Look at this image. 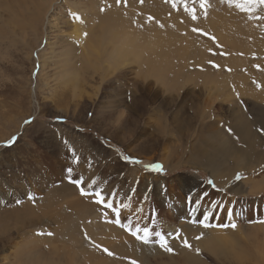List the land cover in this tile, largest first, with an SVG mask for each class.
I'll use <instances>...</instances> for the list:
<instances>
[{
	"label": "rangeland",
	"instance_id": "obj_1",
	"mask_svg": "<svg viewBox=\"0 0 264 264\" xmlns=\"http://www.w3.org/2000/svg\"><path fill=\"white\" fill-rule=\"evenodd\" d=\"M59 1L47 18L43 16L37 29L31 31L27 28L25 32L24 28L19 29L13 24L5 26L10 15L7 8L0 7V264H14L26 258L24 252L27 251L20 255L18 248L30 237H52V230L63 224L61 218L56 220L54 217L52 223L44 222L33 227L28 222L31 212L35 213L33 215L45 211L69 216L72 212L66 200L80 196L94 206L90 210L97 211L98 221L105 227L102 230L112 227L123 233L111 234L109 239L106 235L85 236L90 256L99 254L100 258L116 257L119 260V247H131L133 241L149 248L146 257L149 264H184L185 261L179 259L183 254L181 250L192 254L191 258L186 255L190 264H263L264 230L259 231L264 229V223L260 222L264 221V186L253 189L245 181L256 184L264 179V6L254 8L249 0H203L204 7H201V0H155L166 7L168 5L167 43L163 44L173 53L167 58L175 67L170 79L178 76L182 84L178 93H172L174 95L158 97L155 93H142L134 99L129 98L127 91L132 89L139 94L136 86L141 84L138 81V85L131 86L136 73L129 72L130 62L117 66L124 71L121 76L124 79L114 77L120 71L113 74L117 69L112 68L116 61L108 57L102 61L105 69L102 75L81 74L97 58L88 54L92 59L86 62L80 46L74 44L69 35L73 22L77 20L75 14L81 16V12L71 7L72 1ZM143 3V0H137V6ZM118 5L123 12L133 10L128 1L120 0ZM70 10L75 11V16ZM57 11L60 14H55ZM193 11L197 17L195 20L191 18ZM57 17L61 18L59 22ZM134 17L138 24L141 18L148 23L147 14L143 16L137 12ZM155 20L153 18L151 22ZM222 21L229 26L226 28ZM138 24L131 29L144 31L137 27ZM85 25L84 22L82 26L85 28ZM45 33L50 34L52 44L47 46L45 39L40 46ZM218 35H223L226 41ZM143 40L140 33L138 41L143 43ZM235 40L241 43L250 40L256 50L231 51V42ZM139 42L134 49L135 55ZM69 45L72 47L68 52ZM38 47L43 50L35 52ZM132 50L133 54L129 51L130 58L134 55ZM146 53L142 54L145 58L151 55ZM239 59L244 63L241 68L233 63ZM139 64L131 66L137 70ZM207 74L216 82L215 87L220 85L223 88L220 93L209 89ZM244 74L249 78L245 79ZM200 75H204L203 78L198 77ZM125 77L130 80L123 84ZM239 78L244 84H239ZM121 89H126V94ZM117 97L124 100V107L117 105ZM166 98L168 102L164 103ZM246 124L255 134L250 135V139L258 142L255 149L259 152H255L258 158L246 162L243 159L244 167L239 168L235 166L240 161H236L239 155L219 158L221 162L216 161L218 166L211 169L207 162L210 156L216 157V144H221V140L232 139L230 148L225 144L230 153L231 150L248 149L233 129L236 126L242 129ZM137 160L139 163L132 162ZM157 164L162 166V171L151 168ZM69 168L73 170L70 176ZM70 180L84 183L77 187ZM80 188H84L86 195H81ZM63 191L69 194L66 200L58 202L56 197L48 200L50 194L61 195ZM97 192L113 208L97 203L101 199L95 195ZM196 200H199L198 206ZM113 209L119 210V216ZM229 209L233 211L231 220L227 218ZM202 213L208 215L205 222L209 227L199 222L204 220ZM86 220L92 221L90 218ZM225 223H235L237 227H220ZM180 225L188 226L190 232L183 235ZM145 229L152 234L147 244L143 243ZM211 230L229 234L238 244L235 256L228 251H225L227 254L221 253L222 248V251H212L206 247L204 242L210 243V238L213 239L209 236ZM155 233L165 236L173 252L159 246V237ZM173 235H182V238L173 240ZM185 239L191 248L183 246ZM59 243L65 244L66 240L58 239L56 244L60 246ZM44 246L42 256L49 255V248ZM72 247L74 253L81 248ZM138 250L143 252L140 248ZM237 257L241 259L238 261ZM77 258L73 264L82 263L85 256L81 254ZM64 262L62 260L59 264ZM127 262L132 264L131 259Z\"/></svg>",
	"mask_w": 264,
	"mask_h": 264
},
{
	"label": "bare ground",
	"instance_id": "obj_2",
	"mask_svg": "<svg viewBox=\"0 0 264 264\" xmlns=\"http://www.w3.org/2000/svg\"><path fill=\"white\" fill-rule=\"evenodd\" d=\"M62 1H64V0H62ZM127 1H128V4L130 5V7L133 8V10H130L128 12L127 11L123 12L120 5H118V3H117V0H70L71 7L75 8L76 10L81 12V16H78L77 14H75V11L74 12H72L71 10L69 11L71 14L72 13H73V15L75 14L76 17H78V18L80 17L75 22H73L72 31L70 30L71 32L69 35L73 39L72 40L73 43L76 45L78 44L80 46L81 52L84 54V59L86 60V62L90 61L92 59L91 56H89L90 58H88V54H90V55L93 54V56L94 57L96 56V58H97V61L95 63H92L89 68L85 67L86 65H85V63H83L85 69L84 70L81 69L82 70L81 74L94 73L95 75H100V74L102 75L103 72L105 73V71H104L105 69L103 70V68H102L103 67L102 61L108 57L110 60H114L113 62L116 61V63L113 64V67H112L114 70L117 68V66L122 67L124 65V63L130 62L129 67H128L129 72L133 71L134 73H136V78H132L133 82L130 81V82H132L130 84H131V86L132 85H138V81H140L139 84H141V85H139V87L136 86V88H138V90H139V94H135L132 91V89L131 90L128 89V91L126 89H121V91L124 90V92H123L124 94H126V91L128 92L129 98L136 99V97L137 96L139 97L142 93H145V94L155 93L158 97H164L170 93H171V95H174L172 93H176L177 90L179 91V89L181 88L182 81H181V79L177 78L178 76L170 79L169 75L172 72H174L173 70L175 69V67H174V65H171L168 62L170 59L168 60L167 58L169 57V55L171 56L173 53L171 52L170 48L169 49L167 48V45L163 44L165 42V32H166V28H167V24H168L167 23L168 22V19H167V15H168L167 7H168V5L166 4L167 5V7H166L161 2L155 1V0H143L144 3L141 6H137V0H124V3H126ZM0 2L2 3V6H0V7L1 8H7L6 12L10 15L9 16L10 18L7 20V21H9L10 25H9V23L4 22L5 26L8 25L11 27V24H13L15 27H18L19 29L24 28V30H23L24 32H25V30H27V28H31V31H32V29L33 30L37 29L38 26H40L41 22L44 19L43 16H45L47 18V16L51 14L52 10L54 11L55 6L59 5L58 3H60L59 0H42V1H40V0H1ZM137 12H141L143 14V16H145L147 14V16H148V19H147L148 23L147 24H145L144 18H141V20L138 24V22L136 21V19L134 17ZM55 14L58 15L60 13L57 11ZM153 18L156 19L155 22H151V20ZM222 19H224V18H222ZM56 20L59 22V20H61V18L57 17ZM50 22H52V21H50ZM84 22L86 24L85 28L83 27L84 25L82 26V24H84ZM218 23L219 22H217V24ZM137 24H138L137 27L143 28L144 31L138 32V31H133V29H131V28H134V26H136ZM222 24H223V21H222ZM223 25L225 26V24H223ZM223 25H222V27H223ZM228 26H229V24H228ZM244 27H245V25H244ZM231 28L233 30V27H230V29ZM251 32H252V30H251ZM0 33H1V31H0ZM140 33H141V35H143V38H144L143 43H140L138 41V35H140ZM85 34L87 35L86 39H85ZM174 34H175V32H174ZM180 36H182V35H180ZM218 36L222 41H224V42L226 41V39L223 35L222 36L218 35ZM49 37H50L49 33H47V35H46V33L43 34L41 39H40L39 45L43 44L45 39L47 41V42H45L47 46L49 44H52L50 42ZM173 37L171 38L172 41H174V39H175V38L173 39ZM154 38H155V40H154ZM239 39H242V38L240 37ZM169 40H170V38H169ZM190 40H192V39H190ZM138 42L140 43V45L138 46L137 54L135 55L134 49L137 47L136 45ZM176 42H178V41H176ZM241 42H239L238 40L232 41L231 42V45H232L231 51H237V52L243 53L244 51L252 52V51H250L252 49H253V51L256 50V47L252 43H250L251 42L250 40L245 41L248 43H241ZM165 43H167V42H165ZM82 44H84L86 46V50L84 49ZM40 46H42V45H40ZM66 47H64V48H66ZM71 47H72V45L67 48L68 52L71 51V49H70ZM106 47H108V49ZM39 48L40 47H38V49H36L35 52L36 51L41 52L43 50V49H41L42 47L40 49ZM131 49H133L132 52H134V55H132V57L130 58L129 51ZM142 49H143V52H142ZM146 52H149L151 55L148 57L146 56V58H145V55L142 56V54H145ZM48 53H49V51H48ZM130 53H131V51H130ZM131 54H133V53H131ZM43 56H44V54H43ZM128 59H130V60L128 61ZM141 60H144V61L139 64V62ZM135 63L139 64V67L137 70H135L134 67H132ZM201 63H203V62H201ZM233 63H234V65H236L237 67H240V68L244 64L243 59H239L238 61L233 60ZM44 66L45 65H43L41 67H44ZM121 67L119 69L117 68L116 71H113V74L115 72L120 71ZM90 68L92 71L89 70ZM72 69H74V68H72ZM124 69H122V70H124ZM180 70H182V69H180ZM111 71H112V69H111ZM107 72L108 71H106V73ZM124 74H125L124 71L123 72L120 71L114 77L120 79V78H122L121 76ZM204 74L206 75V73H204ZM208 75L209 74H207V78H208ZM203 76L200 75L198 77L203 78ZM244 77H245V79L249 78V77L246 78L245 74H244ZM215 78H216V76H215ZM104 79H106V78H104ZM122 79H124V78H122ZM208 79H210L207 82V85H209V89L211 91L212 90L215 91V89H216V91H218V93H220V91H222L220 89H223V88L220 87V85H216L217 87H215L216 82L213 81L212 77H210ZM128 80H130V79L125 77V81H123V84H126V82ZM188 82H189V80H188ZM196 83H198V82H196ZM185 84H188V83H185ZM194 84H195V82H194ZM200 84H203V83H200ZM239 84H244V80L242 78H239ZM207 85L205 84L204 86H206V88H207L208 87ZM195 87H197V84H195ZM240 87H242V86H240ZM203 90L204 89H202L201 92H203ZM227 90H228V88H227ZM211 91H209V92L211 93ZM223 91H225V90H223ZM117 98H118L117 99V101H118L117 105L120 107H124L125 106L124 100H121L119 97H117ZM163 100H164L163 101L164 103L168 102L167 98L163 99ZM171 102H172V99H171ZM263 111H264V109H263ZM260 116H262V115H260ZM233 129L235 130V132H237V134L240 136L241 142H243V144L246 145V147H248V149L247 150H241V151H233V152L231 150V153H230V151L226 148L225 144L226 145L228 144V147L230 148L233 144L231 142L232 139H230V140L228 139L227 141H224V142L221 140V144L219 142V144L218 143L216 144L217 146L215 145L217 147L216 157H218V159H216V157H214V156H210L211 159L207 162L208 166L211 169L213 168L215 170L216 166H218L219 163L217 164L216 161L221 162V160H223V159H227V158L229 159V158H232V157L238 156V155H239L238 160L236 159V161L237 162L239 160L240 161H239V163H237L235 165L238 168L244 167L242 164L243 159L246 162L248 160L253 159L254 157L258 158V155H256V153H259V152H256V150H255L258 142L254 141V140L252 141L250 139L251 138L250 135H253L254 132L249 128V126L246 124L244 127H242V129H240L237 126L235 128L233 127ZM240 132L242 133V136L240 135ZM211 145H213V143ZM258 146H260V144ZM219 158H221V160H219ZM235 158H237V157H235ZM207 159H209V158H207ZM167 160H168V158H167ZM218 172H220V171H218ZM216 174H215V176H218ZM245 183L250 185L249 187H252L253 189L259 188L261 186H264V179L259 180V182L258 183L256 182V184H254L255 182H253V181L251 182L249 180L245 181ZM64 187L65 186H63V188ZM67 188H69V187H67ZM59 190H61V188ZM262 190H264V188ZM72 191H73V187H72ZM249 191L251 192L252 189L248 190V193H249ZM254 193H255V191H254ZM71 194H72V192H71ZM250 194L253 195V193H250ZM67 195H69V194L66 193V191H63L61 195L58 193H53V194H50L48 200H51V197H56L55 200H57L58 202H62L63 200H66ZM65 203L68 206L69 210L72 212L71 215L68 214L69 216H67V215H64V217L62 215L57 216V212L54 214H51L50 212H45V211H43L42 213H39L38 215H33L35 213L31 212L32 215H30V217L28 218V222L33 227H36L37 225L41 226L44 222L52 223V222H54L53 221L54 217L56 220L57 219L59 220L61 218L60 221L63 224H61V228L55 227L52 230V237H50V238H48V237L47 238L30 237L27 240V242L21 246V248H18V250L20 249V252H18V254L22 255L23 251L25 250L27 252H24V253L27 254V257L24 259H20V257H19L20 260H18V257H17L18 261L14 260V261H16L14 264H57V263L59 264L60 261H62V260H64L65 262L61 263V264H73L72 261L74 259L75 260L78 259L77 257L80 256L81 254H83L85 256V258L83 259L82 263H80V264H128L127 261L130 259H131V262L136 261V262H139L140 264H149L150 263L148 261V258H146L147 254L150 252L149 248L145 247L141 244H138L136 242H133V241H132L131 247H128V245H126V246L121 245L122 247L118 246L119 248H121L120 250L118 249L119 252L121 253V255H119V257H118V258H120L119 259L120 261L116 260V257H114L115 259H111V258L105 259L104 258L105 256L103 258H100V257H98L99 254L94 255V256H90V252H88L89 250H87V248L85 246V236L87 237V235L88 236L91 235V236L97 238L99 235H106L107 238L109 239L111 234H117V233L123 234V233L119 230L112 228V227H109V229L107 227L106 229L102 230L105 227L98 221L97 211L95 210V212L93 213L90 210V208L92 209L94 206L89 204L88 199L82 198L80 196L77 198L75 197V199L70 200V201L66 200ZM95 206H97V205L95 204ZM44 207L47 208L48 205L45 204ZM29 208H31V207H29ZM20 210H22V209H20ZM56 210H58V209H56ZM34 212H36V211H34ZM21 213H23V212H21ZM4 215L8 216V214H4ZM20 216H23V215L21 214ZM26 216H24V217H26ZM4 218H2V219H4ZM7 218L8 217H6V219ZM33 218H37L40 220H35ZM89 218L92 220L91 223H89L86 220V219L89 220ZM44 219H46L47 221H42ZM9 222H10V220H9ZM22 222H24V221H22ZM55 223H57V222H55ZM29 224H28V226H29ZM100 224H101V226H100ZM5 226H7V225H5ZM5 226H3V227H5ZM180 226H181L180 228L184 232V233H182L183 235H186V232L187 233L190 232L188 226H185V225H180ZM258 227L261 228L260 226H258ZM247 230L249 231V228H247ZM255 230L257 231V229H255ZM255 230H253V231H255ZM262 230H264V229L261 228V230L259 232H261ZM168 231H170V230H168ZM6 232H8V231H6ZM249 232L251 234V231H249ZM2 233H4V232H2ZM243 233H246V232L244 231ZM209 236L213 237V239L210 238L211 239L210 243L207 241L204 242L206 244V247L209 246V248L212 251H216V249L218 251L222 248L223 251L220 250V251H222L221 253L228 251L235 256V252L237 250L236 248H237L238 244L236 242H234V240L229 236V234L227 235L226 233H224L223 231H220V230H211V233ZM176 237L177 236L173 235L172 239L173 240H180L182 238V235H179L178 236L179 238H176ZM255 238H257V237H255ZM55 239H57V240H55ZM58 239H59V241H65L66 240V243L65 244L59 243L60 244V246H59L56 244L58 242ZM53 240H54V242H53ZM42 243L49 248V250L47 251L48 254L50 253L49 255L46 254V256H42V253L45 251L43 249L44 245H41ZM71 244L76 245V249L78 247H81V248H79L80 250L78 252L75 251L76 254L71 251V249L73 248ZM46 246H44V247H46ZM138 248H140V251L142 249L143 252L142 253L139 252ZM259 250H258V254L260 253ZM114 251H116V250H114ZM181 252L183 254L179 259L185 261V263L190 264L191 260H189V259L191 258L190 256L192 254L190 255V253L187 252L186 250H181ZM92 254H93V252H92ZM225 254H227V253L225 252ZM186 255L189 256L190 258L188 259V257ZM217 255H219V254H217ZM99 256H101V255H99ZM261 256L264 257L263 254H261ZM196 257L197 256H195V258ZM124 258H128V259L124 261ZM235 259H237L239 261L241 258L237 257ZM192 260H194V259H192ZM183 261H181V262H183ZM261 262L264 264V258L261 260ZM78 264H79V262H78ZM170 264H174V263H170Z\"/></svg>",
	"mask_w": 264,
	"mask_h": 264
},
{
	"label": "snow or ice",
	"instance_id": "obj_3",
	"mask_svg": "<svg viewBox=\"0 0 264 264\" xmlns=\"http://www.w3.org/2000/svg\"><path fill=\"white\" fill-rule=\"evenodd\" d=\"M117 3L119 4V3H120V0H117ZM249 3H250L254 8H255L256 6H258V5H259V6H264V0H249ZM201 7H204L203 0H201ZM237 7H240V8H242V9L244 8L243 5H237ZM191 18H192L193 20L197 19V17H196V15H195L194 11L191 13ZM257 18L259 19V17H257ZM77 19H79V18L77 17ZM193 31H198V30H197V29H193ZM14 139H15V138H13V140H14ZM123 159H125V160H130L129 157H123ZM132 162H134V163H139L138 160H137V161H132ZM153 167H154V169L157 170V171H162V166H161V165H158V164H157V165H155V166H153ZM72 171H73L72 168L67 169V172L69 173V176L71 175ZM70 182L76 184L77 187H80V185L84 183V181H82V180H70ZM209 183H212V182L209 181ZM89 186H90V185H89ZM80 190H81V195H86V192H85L84 188H80ZM95 195L98 196V197H101V199L97 200V203H103L105 207L113 208V205H112L111 203H105V202H104V199H103V197L101 196V193H100V192H97ZM145 198H147V197H145ZM29 199H32V196H31V195H29ZM195 204L198 206V205H199V200H196V201H195ZM124 207H128V205H124ZM113 210L116 212V215L119 216V210H118V209H113ZM202 215L204 216V220H203V221H199V222L202 223L204 227H209V225L205 222V221H207L208 218H209L208 215H207V214H203V213H202ZM232 216H233V211L229 209V210L227 211V218H228L229 220H231ZM193 222L195 223V222H197V221H193ZM260 222L264 223V221H260ZM220 227H224V228H228V227H230V228H232V229H235V228L237 227V225H236L235 223H225V224H223V225H220ZM48 234L51 235V233H48ZM150 235H152V234L149 233L147 229H145V230H144L143 243H145V244L149 243L148 237H149ZM155 236L159 237V246H160L162 249H164V250L167 251V252H173V249H172L171 247H169V245H168V241L165 239V236H164V235H161L160 233H155ZM176 238H179V237L177 236ZM137 239H140V237H137ZM197 239H200V237H197ZM182 244H183L184 247L191 248V245L188 243V241H187L186 239L182 241ZM105 251H107V250H105ZM196 251H197V253L199 254V249H197ZM108 254H109V255H112V253H110V252H109ZM132 264H136V262H135V261H132Z\"/></svg>",
	"mask_w": 264,
	"mask_h": 264
},
{
	"label": "trees",
	"instance_id": "obj_4",
	"mask_svg": "<svg viewBox=\"0 0 264 264\" xmlns=\"http://www.w3.org/2000/svg\"><path fill=\"white\" fill-rule=\"evenodd\" d=\"M151 168H153V170H155L154 167H151Z\"/></svg>",
	"mask_w": 264,
	"mask_h": 264
}]
</instances>
